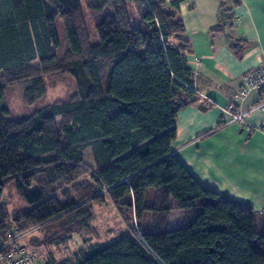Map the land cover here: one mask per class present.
Masks as SVG:
<instances>
[{"label":"trees","instance_id":"obj_1","mask_svg":"<svg viewBox=\"0 0 264 264\" xmlns=\"http://www.w3.org/2000/svg\"><path fill=\"white\" fill-rule=\"evenodd\" d=\"M86 1L94 41L81 0H0V238L14 226L29 232L60 221L85 234L93 204L105 199L100 188L140 224L153 215L142 244L126 235L58 264H264V213L203 188L172 154L177 116L198 93L184 0ZM59 21L68 45L61 57ZM59 72L74 79L76 95L12 120L7 87L24 83L32 106ZM11 181L29 207L14 217L4 201ZM71 185L76 198L63 202L59 188Z\"/></svg>","mask_w":264,"mask_h":264},{"label":"crops","instance_id":"obj_2","mask_svg":"<svg viewBox=\"0 0 264 264\" xmlns=\"http://www.w3.org/2000/svg\"><path fill=\"white\" fill-rule=\"evenodd\" d=\"M179 17L198 93L177 116L172 154L203 188L263 214L264 113L248 116L249 131L229 122L232 105L246 113L264 98L234 102L244 76L264 66V0H184Z\"/></svg>","mask_w":264,"mask_h":264},{"label":"rangeland","instance_id":"obj_3","mask_svg":"<svg viewBox=\"0 0 264 264\" xmlns=\"http://www.w3.org/2000/svg\"><path fill=\"white\" fill-rule=\"evenodd\" d=\"M81 3L91 39L94 41L96 39V30L92 16L87 9V1L81 0ZM134 6V4L129 5L133 17ZM59 24L61 25L59 28L61 49L56 50V53L61 57L66 54L68 45L63 24L61 21H59ZM45 86L46 96L32 106L26 104V85L24 83H15L7 87L5 105L9 109L12 120L17 121L29 118L41 108L71 100L77 93V85L74 79L62 72L47 76L45 78ZM89 153L88 155H91ZM89 158L90 156H88ZM72 186L59 188L57 195L63 202L76 198V188ZM97 192L100 195H104L105 199L103 202L94 203L92 206L93 222L89 232L85 234L73 233L74 227L68 228L61 221L48 224V226L39 230L20 231L24 236L21 240L19 239V243L26 246L33 255V264H45L46 262L53 264L55 263V259L61 262L74 263L83 254H90L95 248L126 235H132L134 239L142 244L143 232L151 227L153 215L151 213L146 214L144 221L140 224L136 219L134 211L112 202L105 196V190L98 188ZM154 196V191L148 192V206L152 204ZM4 201L8 204L11 216L13 217L29 209L25 201L19 196L15 181L9 182L4 193ZM170 220L171 227H176L180 223L181 213H174ZM15 228L18 227L14 226L13 229L8 230L5 236H2V239L7 238V234L11 233ZM0 264L5 263L0 261Z\"/></svg>","mask_w":264,"mask_h":264},{"label":"built area","instance_id":"obj_4","mask_svg":"<svg viewBox=\"0 0 264 264\" xmlns=\"http://www.w3.org/2000/svg\"><path fill=\"white\" fill-rule=\"evenodd\" d=\"M264 90V66L256 68L250 73L246 74L243 78V85L234 96V102H240L245 100L250 93L262 92ZM232 111H235L229 124H239L247 130H252L248 126L247 118L253 112L264 113V98L258 102L250 112H242L235 105L230 107ZM15 228L7 234V238L0 239V261L5 264H33L34 257L28 250V248L19 243L24 236L23 233Z\"/></svg>","mask_w":264,"mask_h":264}]
</instances>
